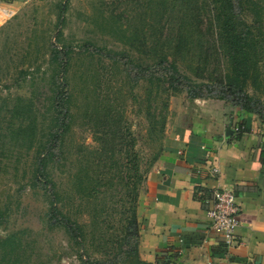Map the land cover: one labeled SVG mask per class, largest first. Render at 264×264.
Instances as JSON below:
<instances>
[{
    "label": "rangeland",
    "instance_id": "obj_1",
    "mask_svg": "<svg viewBox=\"0 0 264 264\" xmlns=\"http://www.w3.org/2000/svg\"><path fill=\"white\" fill-rule=\"evenodd\" d=\"M141 1L19 0L11 16L0 24V241L10 235L19 239L22 248L14 257L20 264H138L141 259L135 255L139 241L126 236L132 204L122 182L101 187L98 194L89 190L94 195H77L78 177L100 170L106 174L116 168L109 161L101 167L98 163L102 141L112 138L97 133L104 107L112 108V120L122 118L121 133L127 137L126 143L118 140L115 148L120 171L128 169L126 152L134 143L143 174L140 194L145 172L159 158L168 129L182 117L183 108L194 100L200 105L220 100L245 112L242 94H226L208 73L198 78L184 61L179 62L177 76L183 84L181 90L163 92L159 85L166 83L158 78L166 77L165 71L151 57L124 44L118 34V28L129 23L128 18L138 19L143 11ZM259 1L264 5V0ZM59 51L70 54V66L66 75H58L53 82L57 63L52 62ZM63 57L58 60L60 70ZM220 61L225 66L224 60ZM57 87H69L72 117L63 138L52 146L54 156L47 172L60 196L58 207L64 214L59 218L65 216L77 227L80 243L64 227L66 218L51 222L54 197L46 188L52 185L43 176L36 178L38 155L46 145L50 147L54 119L50 99ZM190 87L201 97L193 98ZM246 93L252 98L249 105L254 112L245 113L264 130V81L258 87L251 85ZM18 97L33 101L36 138L32 147L19 134L14 135L21 125V120L12 116ZM149 111L166 117L163 133L158 127L149 130Z\"/></svg>",
    "mask_w": 264,
    "mask_h": 264
},
{
    "label": "trees",
    "instance_id": "obj_2",
    "mask_svg": "<svg viewBox=\"0 0 264 264\" xmlns=\"http://www.w3.org/2000/svg\"><path fill=\"white\" fill-rule=\"evenodd\" d=\"M143 11L138 19L128 18L129 23L118 28L122 42L130 48H136L141 54L151 57L154 64L162 68L166 77L158 78L159 86L164 88V93L174 89L175 92L181 90L179 62L184 61L198 78L203 79L206 73L221 84L226 90V94L243 95L246 100L243 110L253 113L254 109L249 105L252 98L247 95V89L252 85L261 86L264 81V5L259 0H142ZM251 19V20H249ZM64 55V68L60 70L61 63L58 60L60 55ZM70 54L59 51L54 55L52 64L57 63V68L52 77L54 82L58 75L67 74L70 66ZM55 58V59H54ZM224 60V64L220 60ZM216 71H215V70ZM212 70V72H211ZM224 72V73H223ZM216 73L220 75L216 76ZM153 80V79H152ZM66 85V82L64 83ZM57 86V85H56ZM58 88V87H57ZM55 89L51 97V111L53 114L52 127L49 131L50 147L45 146V151L38 155L39 165L36 168V178L45 177L48 185L46 190L51 197L50 220L60 222L63 218L66 221L64 227L74 238L76 243H80V232L77 227L67 217L59 218L64 213L58 207L60 196L55 192V184L51 175L47 172L49 162L53 161V145L63 138L72 117V95L67 91L69 87ZM190 87L193 98H200L196 90ZM224 99V98H223ZM222 99V100H223ZM104 119L98 125L101 137L112 136L111 139L103 140V147L98 151L99 167L103 162L108 161L116 164L106 174L102 171L91 175L89 172L85 177H78L77 195L100 193L101 187L114 186L116 180H120L127 197L131 201L129 226L127 237L139 241V229L137 221L138 200L140 197V184L143 179L139 162L135 158L134 143L131 142L126 152L128 158V169L120 171V159H116V145L118 140L127 141L124 137L122 118L117 121L112 120V108L104 107ZM33 101L25 100L22 97L16 99V106L12 116L16 120H21V125L14 135L21 136L22 140L29 141L31 147L36 138V123L32 117ZM231 111L228 110V118ZM150 131H155L158 127L163 133L166 126V117H156L149 111ZM28 120H31L27 122ZM156 121V123H155ZM130 135V132H129ZM16 137V138H17ZM130 138V137H129ZM18 139V138H17ZM101 140V139H100ZM44 148V147H43ZM105 158V159H104ZM153 160L152 165L157 161ZM120 165V167H119ZM119 167V168H118ZM148 171L145 172V176ZM92 193H88V191ZM94 195V194H92ZM19 240V239H18ZM15 235H10L0 241V264H20L15 260L14 255L22 248V245ZM139 256L138 249L135 255ZM84 264H89L83 261ZM98 264H101L100 262ZM138 264H147L138 258Z\"/></svg>",
    "mask_w": 264,
    "mask_h": 264
},
{
    "label": "crops",
    "instance_id": "obj_3",
    "mask_svg": "<svg viewBox=\"0 0 264 264\" xmlns=\"http://www.w3.org/2000/svg\"><path fill=\"white\" fill-rule=\"evenodd\" d=\"M18 2L0 0V24ZM194 101L172 121L145 176L137 208L140 258L147 264H264L263 127L224 101ZM218 190L233 193L239 208L232 245L208 216L210 193Z\"/></svg>",
    "mask_w": 264,
    "mask_h": 264
},
{
    "label": "built area",
    "instance_id": "obj_4",
    "mask_svg": "<svg viewBox=\"0 0 264 264\" xmlns=\"http://www.w3.org/2000/svg\"><path fill=\"white\" fill-rule=\"evenodd\" d=\"M211 198L208 203V216L214 229L223 234L226 244L232 245L235 240V229L238 227L236 218L239 208L236 204V197L233 193L218 190L210 193Z\"/></svg>",
    "mask_w": 264,
    "mask_h": 264
}]
</instances>
